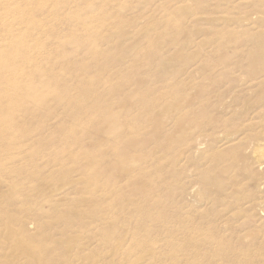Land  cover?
Here are the masks:
<instances>
[{
	"label": "bare ground",
	"instance_id": "bare-ground-1",
	"mask_svg": "<svg viewBox=\"0 0 264 264\" xmlns=\"http://www.w3.org/2000/svg\"><path fill=\"white\" fill-rule=\"evenodd\" d=\"M22 1L28 3V7L23 10L27 20L24 19V14L19 15L16 12L17 18L13 22L0 25L5 35L0 38V176L7 180L11 190L23 188L27 181V184H31L32 191L22 199L14 192L13 198L9 197L4 202L10 207L7 208L8 211L0 212V218L4 221V226L12 229V232L8 235L10 254L4 256L0 264H69L66 259L72 250L67 246L75 241L71 235L85 226L81 222V215H74L73 209L65 203L64 195L59 189L61 183L70 179L73 174L82 180L77 184L80 195L87 193L89 187H95L99 191L108 189L114 195L108 203L110 208H115L120 213L127 210L131 221L139 226V231L144 232L141 238L147 248L146 252L157 250L160 257L170 260L172 264H177L180 259H185L182 264H204L207 257L225 258L232 252L234 254L233 249L225 251L216 248L220 244L212 233L184 226L181 210H173L171 201L178 191L174 186L177 182L174 181L181 176L184 169L173 172L172 179L164 178L169 173V168L174 167L175 161L182 155L185 154L182 162H188L186 154L190 153L206 158L209 153L201 152L206 144L228 146L226 142H230L239 131L235 129L234 133L226 132L229 124L239 122L240 129L246 128L245 131L260 126V131L248 134L244 145L257 150L264 143V0H138L137 7L140 9H149L150 13L161 10L166 12L165 28L173 30L165 39L164 45L155 41L144 47L139 41L128 43L135 34L143 38L150 36L151 32L158 33L159 24L151 22L147 27L139 26L137 22L142 10L132 16L135 23L130 35L110 30L100 41H94L87 35L92 30V25L88 22L93 19L91 11L81 16L80 8H72L73 0H50L56 10L64 9L66 12L60 19L79 25L84 37H88L90 41L86 44L83 38L77 37L74 32L76 25L66 26L69 30L67 33L57 31L52 35L55 30L52 29L47 35L54 36L57 47L70 46L71 49L63 50L57 60H45L71 63L76 59L73 57L86 52L91 60L87 62L99 60L97 72L100 71L87 81L110 86V103L107 107L98 110L96 108L95 113L99 111V115L96 118L97 129L93 130L99 136L115 135L108 144L114 157L107 163L109 174L105 177L98 174V171H102V163L96 161L103 157L101 153L90 154L80 147L71 151L60 139L62 137L57 135L61 127L53 130L46 126L50 118L57 117L53 110L65 104L66 99H70V92L64 86L57 87L55 79L52 81L43 77L36 65L34 75L39 78L38 82L31 84L29 71L24 72L23 63H30L31 66L33 61L26 52L31 47L26 40L14 35L12 25L14 22H25L24 27L31 31V4L35 3L34 10L41 13L40 8L47 0ZM124 9L126 5L119 7L120 11ZM83 10L85 9L82 8ZM8 11L10 10H0V15L8 16ZM198 13L204 17L198 18ZM56 17L59 20L58 15ZM171 19L174 20L172 24ZM55 26L57 27L56 24L53 25ZM255 26L258 27L257 30ZM157 35L164 38L163 33ZM198 38H201L200 42L197 41ZM100 45L105 46V53L99 55L97 53ZM213 45L216 47L214 53L207 57L209 63L198 61L203 50ZM224 51L232 56H224L226 65L221 67L222 62L217 61V57H220L217 55ZM129 61V67L122 70L120 67ZM75 63L77 65L73 68H76L74 74H79L77 79L80 76L86 77L88 69L84 68L87 65L84 60L77 58ZM87 74L92 76L89 72ZM68 76L73 77L72 71ZM227 80L229 86L238 85L239 89L231 90L226 87L221 90L219 87ZM78 83L79 81L76 83L77 88ZM192 86L198 88H191ZM201 87L204 91L199 89ZM196 89L204 94L189 99L188 92ZM212 96L217 103L213 102ZM84 98L80 96L78 100ZM179 100L173 114L170 107ZM38 110L43 113L40 124L33 126L29 123L31 127H26L27 122L22 126L15 124H19L15 122L17 111L31 117V113ZM254 118L259 122L253 123ZM168 120L172 122L173 128L180 127L177 139L174 138L169 143L164 131ZM246 121L248 123L244 126ZM79 122L77 120L73 126L78 128ZM99 127L101 130L98 131ZM32 135L37 138L31 144ZM44 135L47 139L42 141L41 137ZM194 135L196 136L193 137ZM181 148L183 153L180 152ZM220 151L216 149L213 156L216 161L223 162L228 154ZM233 157L236 161H240L241 157L245 159L242 154ZM79 161L83 165H79ZM163 161L167 167L162 169ZM68 162L70 163L67 164ZM263 165L264 163H259L258 168L262 169ZM134 166H137L135 171L131 170ZM184 166L183 163L182 167ZM221 166L220 174L232 171V165ZM161 171L164 172L159 175ZM216 175L202 171L198 179L202 190L205 192L213 188L220 202V197L225 193V184ZM156 177L158 179L155 184ZM121 180H127V194L124 189L118 188ZM88 194L93 196L94 192L88 191ZM122 197L126 200L124 204L127 201V204L134 203L135 210L129 212L121 205ZM156 200H162L170 209L160 212L155 207ZM1 206L4 205H0V208ZM17 206L20 208L16 209ZM31 221L38 226V230H42L39 235L44 238L37 247L31 245V232L28 228ZM153 226H160L163 231L155 230ZM157 233L162 234L156 235ZM108 237L110 238V234L105 233V238ZM106 239L104 240L108 242ZM161 241L163 245L157 248ZM198 242L205 246L198 247ZM31 253L34 256L31 257ZM21 257L26 259L20 261Z\"/></svg>",
	"mask_w": 264,
	"mask_h": 264
},
{
	"label": "rangeland",
	"instance_id": "rangeland-1",
	"mask_svg": "<svg viewBox=\"0 0 264 264\" xmlns=\"http://www.w3.org/2000/svg\"><path fill=\"white\" fill-rule=\"evenodd\" d=\"M60 1L64 2L65 0ZM137 2L138 0H73L72 8H80L79 13L81 16L86 15L85 12H92L93 19L92 21H88L92 25V30L87 35L94 41H100L102 36L106 33L108 34L110 30L130 35L133 31L132 25L135 23L132 16H136L137 13L142 10V15L139 17L137 24L142 27H147L151 22H158L159 32H151L150 36L143 38H140L139 35L137 36L135 34L128 44L139 41L144 47L151 42L157 41V43L164 45L165 39L170 36V32H173V30L165 28L166 12L164 13L161 10L160 12L150 13L151 10L149 9L145 10L144 8H138ZM27 5L28 3H25L22 0H0V10H10L7 12L8 16L5 14L0 15V25L7 23L8 21L13 22L14 18H17L15 15L16 12H18L17 14L19 15L24 14V19L27 20L25 16L26 14L23 11L28 7ZM123 5H126V9L120 11L119 7ZM82 8L85 10L82 11ZM86 8H89V10ZM34 9H36L35 3L31 4V17L29 18V20H31V31L24 27L25 22L22 24L14 22L12 25L15 33L14 35L26 40L25 42L31 47L30 50L25 51L31 56L33 61H31V66L30 63H23L24 72L27 73L29 71L28 75H31V84L38 82L39 78L34 75L36 65L37 68H40L43 77L46 79L49 78L52 81L56 80L57 87L64 86L67 88V91L69 90L68 93L70 92V99H66L65 104L53 110L54 115L57 117L50 118L47 121L46 126L53 130L57 127H61V131L57 135L62 137L60 139L63 143L65 142L66 146L71 151L80 147L84 152H89L90 154L101 153L103 157L96 162L102 163L101 167L103 172L98 171V174L105 177L109 174L107 173L109 171L107 163L111 162L113 159H111V157H114L113 153L110 152L108 144L115 138V135L101 134L99 136L97 133L95 134L96 131L94 132L93 130L97 129L96 118L97 115H99V111L97 114L95 113L96 108L98 110L101 107H107L108 103H110L111 96L108 92L110 86L101 82L93 83L92 81H87L89 77H95L100 71L97 72L99 69V60L89 63L91 60L88 59L86 52L80 53L78 57L77 55L73 57L76 59H73L71 63L63 61L51 62L45 60L47 58L55 60L62 55L63 50L66 51L71 49L70 46H65L64 48L57 47L54 36L48 37L47 35L52 29H55L54 32H52V35L55 32L57 33V31L67 33L69 30L66 26L71 24L76 25L77 29H75L74 32L77 37L83 38L86 41V44H88L90 39L84 37L85 34L81 31L79 25L61 20L60 17L63 16V14H66V12L64 9L56 10L52 1H44L43 6L40 8L42 10L41 13L36 12ZM43 11H46V13H43ZM57 15L59 20L56 17ZM199 17L204 16L199 14L198 18ZM171 20L172 24L174 20ZM55 24L57 27H53ZM50 27L52 28L49 29ZM211 29L217 30L220 28ZM257 29L258 27L256 30ZM160 33L164 34V38L163 36L159 38V35L157 34ZM2 36L5 35L2 32V29H0V38ZM201 37L203 39L205 38L204 36ZM200 39L198 38L197 41L200 42ZM214 47L216 46L213 45L210 48H205L198 61H203L208 64L210 60H207V57L209 54L214 53ZM104 48L105 46L100 45L98 48L99 53L97 54L100 55V53H105ZM226 55L229 57L232 56L231 53L226 51L217 55L220 56L217 57V61L222 62L220 65L221 67L226 65L223 61L224 56ZM77 58L84 60V63L87 64L84 65V68L88 69V71H86V77L80 76L79 79L76 77L79 74H74L76 73V68H73L77 65V63H75L77 62ZM87 60L89 62H87ZM211 61H213V59ZM129 64L130 61L120 68L123 70L124 67H129ZM70 71H72V78L68 76ZM88 72L92 76H89L87 74ZM214 72L216 73V71ZM233 76L230 78H233ZM237 76L238 75H236V77ZM236 80L238 81L239 79ZM77 81H79L78 88L76 84ZM228 83L229 80L219 88L223 90L228 87L229 89L231 88V90H238L240 87L238 85L232 87L229 86L230 84ZM191 88L198 87L192 86ZM199 89L203 90V87ZM197 91L198 89L188 92L190 93L189 99L204 94ZM80 96H84L85 98L78 100V97ZM212 100L214 103L216 102L215 97ZM179 102L180 100L175 101V103L171 105L170 110L172 113L174 112V107L179 104ZM226 102L228 103V101ZM33 109L36 110L35 108ZM236 109L238 108L236 107ZM34 113H31V117H28L27 115L26 117L22 111H17L15 122H19V124H15L22 126L27 122L28 125L26 127H31L30 124L33 126H36L38 123L40 124L39 121L43 113H41V110ZM77 120L80 121V126L75 128L73 125H75ZM252 121H254L253 123L255 124L259 122L256 118L252 119ZM244 123L245 126L248 121ZM229 125L230 127L226 132L234 133L235 129H239V131L236 132V135L230 140V142H226L229 144L228 146H224L226 144H216L212 145V147L209 144H206L201 150V152L205 154L209 153L206 155V158L203 156L199 158V156H193L190 153L186 154L188 162H182L185 154L182 155L175 161V166L169 168V173L164 179H172L173 172L177 173L179 170L184 169L181 176H178L174 181L177 182L174 186L177 187L178 191L174 194L173 200L171 201L173 210H181L183 225L187 228H200L203 232L212 233L214 237L218 238L217 241L220 246L215 245L216 248L218 247L225 251L227 249L234 250V254L232 252L231 255L226 256L225 258L222 256H218V258L211 256L207 257L204 260V264H264V181H261L264 180V167L262 169L258 168L259 163H264V143H261L260 148L257 150L253 147L251 148V146L247 148V145H244L246 144L245 139H247L248 134L252 133V131H260L261 127L256 126L254 127V130L245 131L246 128L242 127L245 130L240 129L239 122L234 125ZM179 128L180 127L173 128V124L170 120L165 124L164 131L167 134L166 140L168 143L172 142L174 138L177 139V136L180 133ZM99 130H101L100 127L98 128V131ZM195 136L196 135L193 137ZM36 138L37 137L34 135L31 136V144ZM41 138L42 141L47 139L45 135ZM241 140H244L245 142ZM216 149L221 150L220 152L225 151L228 154H226V159L223 160V162L215 160L213 153H215ZM254 149L256 151H254ZM229 150L231 152H229ZM243 150L247 153L242 152ZM180 152L183 153L182 148L180 149ZM185 152L187 153V149ZM240 154L243 155L245 161L242 157L240 161L234 159L233 156ZM249 158L251 160H249ZM82 161H79L78 164L83 165ZM257 162L258 164H256ZM69 163L70 162L67 164ZM183 163L185 164L184 168L182 167ZM221 165H232V171L220 174L219 170L221 169ZM165 167H167V165L165 164V161H163L162 169ZM136 168L137 166H134L131 170L135 171ZM238 170L240 172H238ZM202 171L207 172L209 175L217 174L216 176L219 180L225 184V193L220 197V202H218V197H216L213 188H209V190L207 189L208 191L205 192L202 190L203 187L198 179ZM163 172L161 171L159 175ZM100 175L98 177H100ZM122 176L123 174L121 177ZM157 179L158 177L154 179L155 184ZM81 181L80 177L73 174L70 179L61 183L59 187L64 195L65 203L68 204L69 208L73 209L74 215L76 213L81 215V222H84L85 225H83L84 228L81 227V229L75 230L74 234L71 235L73 241L74 239L75 241L72 245L67 246L68 248H71L72 251L70 252V256L66 259V262L69 261V264H172L170 263V260H166L162 256L160 257L156 252L157 250L151 249L146 252L147 248L141 238V235L144 232L139 231V226L134 223V221H131L132 219L128 216L127 210L120 213L115 208H110V204L108 203L111 198L113 199L114 195L110 193L108 189H103V191L101 189V191H99V189H95V187H89L88 189L90 190L88 191H93V196L89 195L88 191L87 193L84 192L83 195H80L77 184ZM121 181L122 183H119L118 188L124 189V192L127 194V191L129 190L126 188L127 184H125L127 180ZM27 183V181L24 183L23 188L20 187L11 190L7 180L0 176V205H4L1 206L4 208L3 210L0 208V212L2 211L1 213H3L4 210L5 212L8 211L7 208L10 206L7 207V204L4 202L9 197L13 198L12 194L14 192L17 193L18 197L21 196V199L24 198L27 193L31 194V184ZM262 183L263 185H261ZM132 187H130L131 190ZM77 192L78 194L76 195ZM129 196L131 197V194ZM120 201V204L128 209L129 212L135 210L136 205H134V203L127 204V201V203L124 204L126 201L124 197H122ZM261 203L262 205H260ZM155 207H157L160 212H166L167 209H170L167 208V205L162 200H156ZM19 208L20 206L16 207V209ZM28 228L31 232V245L37 247V245L44 240V238L39 235V232H42V230H38V226L35 223L33 224V221H31L30 227L28 225ZM153 229L163 231L160 226H153ZM11 232L12 229H9L6 225L4 226V221L0 218V261L3 260L2 258L7 256L8 253L10 254L8 245L10 239L8 235L11 234ZM105 233L110 234V238L108 237V239H106ZM136 233H138V235H136ZM161 234L162 233H157L156 235ZM104 239L109 241L106 242ZM157 245V248H159L163 245V242H158ZM197 246L203 247L205 245L202 244V242H198ZM32 256L34 255L31 253V257ZM25 259L26 258L21 257L19 260L24 261ZM63 261L65 260L63 259ZM183 261H185V259H180L177 261V264H182Z\"/></svg>",
	"mask_w": 264,
	"mask_h": 264
}]
</instances>
